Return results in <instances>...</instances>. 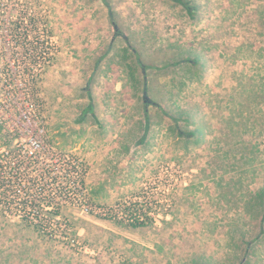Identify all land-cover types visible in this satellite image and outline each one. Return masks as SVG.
<instances>
[{"label":"rangeland","instance_id":"obj_1","mask_svg":"<svg viewBox=\"0 0 264 264\" xmlns=\"http://www.w3.org/2000/svg\"><path fill=\"white\" fill-rule=\"evenodd\" d=\"M184 2L194 17L177 0H0V20L37 18L58 42L41 78L49 133L87 160L90 203L147 215L135 227L65 205L71 246L0 211V264H264V0ZM87 130L116 162L93 168L104 200Z\"/></svg>","mask_w":264,"mask_h":264},{"label":"built area","instance_id":"obj_2","mask_svg":"<svg viewBox=\"0 0 264 264\" xmlns=\"http://www.w3.org/2000/svg\"><path fill=\"white\" fill-rule=\"evenodd\" d=\"M0 21V211L71 246L79 243L64 217L65 205L144 226L147 215L135 209L136 202L91 204L85 189L87 160L75 149H64L49 133L41 78L53 63L58 42L37 18L6 16Z\"/></svg>","mask_w":264,"mask_h":264},{"label":"crops","instance_id":"obj_3","mask_svg":"<svg viewBox=\"0 0 264 264\" xmlns=\"http://www.w3.org/2000/svg\"><path fill=\"white\" fill-rule=\"evenodd\" d=\"M98 108L99 106L97 104L95 103L92 104V102H90V104L87 106L85 110L86 114L91 113L92 115L95 113L94 115L96 116L97 122L100 121V119H103L104 118L103 116L105 115L104 112L99 111L97 113ZM92 135L93 134H91L90 131L87 130L86 138L80 146L83 148L82 150L83 152H85V155L87 156L88 161H90V166L92 167L88 181L92 184V187L94 189V195H96L97 198L104 200V199H107L109 197V194L112 192L111 186L109 185V182L111 181L109 180L108 183L105 182L106 180H103L99 176H97L96 172L94 173L93 168L102 166L104 163V160L109 159V158H108V154L104 155L102 152V150L106 151L105 146L97 147V145L100 144V141H98L95 144L94 140L91 139ZM84 136H85V133H84ZM110 162H111V159H109V163ZM111 163L115 164L116 162H111ZM137 164L141 165L142 162H138ZM131 185L132 184L129 185L130 187L123 188V190L127 188H131Z\"/></svg>","mask_w":264,"mask_h":264},{"label":"trees","instance_id":"obj_4","mask_svg":"<svg viewBox=\"0 0 264 264\" xmlns=\"http://www.w3.org/2000/svg\"><path fill=\"white\" fill-rule=\"evenodd\" d=\"M177 2H179L180 4H182L184 6V8L189 12V14L194 17L195 14H193V8L190 7L187 3L184 2V0H177ZM181 135H184L183 133H180ZM189 137H193L194 136V133H188L187 134ZM264 193V191H263ZM259 198L261 197V194L258 195ZM137 226V225H136ZM135 226V227H136Z\"/></svg>","mask_w":264,"mask_h":264}]
</instances>
